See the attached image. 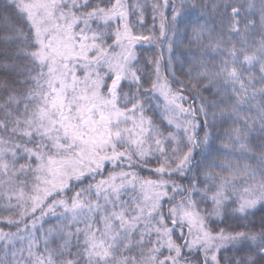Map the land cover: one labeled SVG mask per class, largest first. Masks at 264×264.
I'll return each mask as SVG.
<instances>
[{
	"label": "snow or ice",
	"instance_id": "snow-or-ice-1",
	"mask_svg": "<svg viewBox=\"0 0 264 264\" xmlns=\"http://www.w3.org/2000/svg\"><path fill=\"white\" fill-rule=\"evenodd\" d=\"M0 225V264H264V0H0Z\"/></svg>",
	"mask_w": 264,
	"mask_h": 264
},
{
	"label": "trees",
	"instance_id": "trees-1",
	"mask_svg": "<svg viewBox=\"0 0 264 264\" xmlns=\"http://www.w3.org/2000/svg\"><path fill=\"white\" fill-rule=\"evenodd\" d=\"M173 2H175L177 5H179L180 0H170ZM142 2H145V0H142ZM162 0H146V3L148 5H151L153 3H161ZM191 0H186V3H190ZM194 2L198 5H200V7H203L204 3H218V4H229V5H245L248 3V0H194ZM257 5L259 4V0H256ZM228 11H230V9H224L223 7H221L218 10V13H209V15H214L215 18L217 20L220 19V15H227ZM169 17V19L171 18V9H169L166 13ZM145 18H146V23L148 26H151L152 24V20H151V11L150 9L146 12L145 14ZM200 20V22H203L201 16H200V12L196 11V10H192L191 8H188L184 11V14L178 18V28L180 29V32L176 38L177 43L174 46V51L176 52V55L178 57H180L181 59H183V52H184V45L187 44V41L184 40V29L186 25L189 24H196L197 21ZM158 20L156 21V23L158 24ZM144 34H147V28L143 29ZM190 31V29H189ZM181 41H183V43H181ZM138 52H142L144 57H155L157 50L154 46H144L142 48L138 47ZM179 75V72L177 73ZM142 175H149V173L144 172L142 173ZM2 226V225H0ZM7 230V229H5Z\"/></svg>",
	"mask_w": 264,
	"mask_h": 264
},
{
	"label": "rangeland",
	"instance_id": "rangeland-1",
	"mask_svg": "<svg viewBox=\"0 0 264 264\" xmlns=\"http://www.w3.org/2000/svg\"><path fill=\"white\" fill-rule=\"evenodd\" d=\"M172 3V1H170V4ZM170 9V8H169Z\"/></svg>",
	"mask_w": 264,
	"mask_h": 264
}]
</instances>
